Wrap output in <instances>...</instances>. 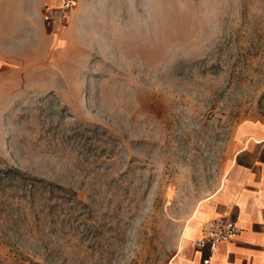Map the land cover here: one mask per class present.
<instances>
[{
	"label": "rangeland",
	"instance_id": "374dc122",
	"mask_svg": "<svg viewBox=\"0 0 264 264\" xmlns=\"http://www.w3.org/2000/svg\"><path fill=\"white\" fill-rule=\"evenodd\" d=\"M42 17L0 59V264H172L264 124V0Z\"/></svg>",
	"mask_w": 264,
	"mask_h": 264
},
{
	"label": "crops",
	"instance_id": "0c3cea01",
	"mask_svg": "<svg viewBox=\"0 0 264 264\" xmlns=\"http://www.w3.org/2000/svg\"><path fill=\"white\" fill-rule=\"evenodd\" d=\"M61 2L0 0V59L5 54L3 46L7 39L43 35L44 6L56 7ZM248 129L251 135L240 133L236 137L238 150L226 176V188L221 187L204 201L214 202L220 197L222 201L214 218L232 216L239 229L233 242L219 246L211 264H264V124L254 123ZM203 224L196 219L185 238L189 245L183 250L181 243L172 264H203L208 251L193 247L204 235L208 223Z\"/></svg>",
	"mask_w": 264,
	"mask_h": 264
},
{
	"label": "built area",
	"instance_id": "2783aa9c",
	"mask_svg": "<svg viewBox=\"0 0 264 264\" xmlns=\"http://www.w3.org/2000/svg\"><path fill=\"white\" fill-rule=\"evenodd\" d=\"M78 4V0H62L61 4L56 7L45 5L43 9L44 21L47 26L57 23L65 24L68 16ZM239 229L232 216H224L213 220L209 223L204 231L203 237L193 243L196 250H207V257L203 260V264H211L213 256L218 251L222 243H229L235 240Z\"/></svg>",
	"mask_w": 264,
	"mask_h": 264
}]
</instances>
